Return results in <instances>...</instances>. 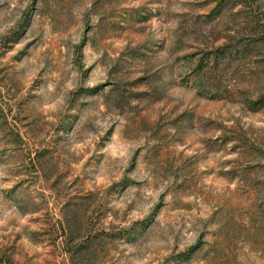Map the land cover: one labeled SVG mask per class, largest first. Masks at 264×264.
Wrapping results in <instances>:
<instances>
[{"label": "rangeland", "instance_id": "obj_1", "mask_svg": "<svg viewBox=\"0 0 264 264\" xmlns=\"http://www.w3.org/2000/svg\"><path fill=\"white\" fill-rule=\"evenodd\" d=\"M263 96L264 0H0V264H264Z\"/></svg>", "mask_w": 264, "mask_h": 264}, {"label": "clouds", "instance_id": "obj_2", "mask_svg": "<svg viewBox=\"0 0 264 264\" xmlns=\"http://www.w3.org/2000/svg\"><path fill=\"white\" fill-rule=\"evenodd\" d=\"M132 219H136L135 214L133 215ZM109 222H111L113 225H118L121 228L127 227L128 225L131 224V220L125 222L124 220H122L119 217L113 218L112 216H109L108 220L105 221L103 226L105 228H107ZM201 227H202V225L200 223L193 222L192 224L189 225V227L187 229H185V232L186 233L191 232L193 235V238H194L195 235L201 230ZM162 243L170 245L172 243V236L171 235L166 236V239L164 241H162ZM181 247H183V244H181ZM140 264H142V262H140Z\"/></svg>", "mask_w": 264, "mask_h": 264}, {"label": "trees", "instance_id": "obj_3", "mask_svg": "<svg viewBox=\"0 0 264 264\" xmlns=\"http://www.w3.org/2000/svg\"><path fill=\"white\" fill-rule=\"evenodd\" d=\"M263 98H264V96H263Z\"/></svg>", "mask_w": 264, "mask_h": 264}]
</instances>
